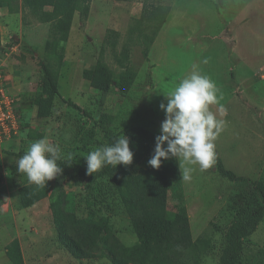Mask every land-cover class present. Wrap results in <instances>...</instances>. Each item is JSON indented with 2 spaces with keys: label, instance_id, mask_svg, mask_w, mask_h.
<instances>
[{
  "label": "rangeland",
  "instance_id": "1",
  "mask_svg": "<svg viewBox=\"0 0 264 264\" xmlns=\"http://www.w3.org/2000/svg\"><path fill=\"white\" fill-rule=\"evenodd\" d=\"M144 4L172 8L148 59L141 54L138 33L130 34L135 22L127 19L136 14L129 7ZM20 5L21 0L12 3V12L0 8V63L7 86L20 100L21 117V132L11 140L14 148L0 145V250L19 235L24 264H49L54 259L57 262L52 264H111L105 256L75 260L53 242L55 213L77 227L107 221L120 245L133 247L137 238L127 215L132 208L125 185L128 166L113 168V197L71 171L36 187L18 173L15 165L20 158L13 155L25 153L32 142L47 137L61 147L64 158L59 161L70 156L86 165L85 157L98 148L102 138L100 126L115 133L138 126L158 134L165 116L159 107L166 103L163 95L195 70L211 78L222 97L211 108L217 119L225 121L215 141L216 155L227 171L248 179L229 182L217 175L214 166L204 171L194 166L189 181L180 179L179 173L169 178L167 211L187 217L192 241L201 251L200 264H217L223 232L234 221L236 207L252 193V183L264 184V0H90V16L84 22L74 18L63 44L57 80L60 98L45 119L36 117L33 99L42 78L40 61L51 41V26L20 10ZM154 25L147 26L148 35L154 33ZM109 29L119 33L117 55L124 45L130 47L131 68L137 77L126 97L114 88L107 93L95 91L82 78V71L98 59ZM9 44L16 47L12 54ZM102 58L116 80L120 69L108 48ZM234 59H239L241 70L236 80L228 72ZM239 80L242 86L236 85ZM130 149L134 153L131 141ZM149 159L138 167L148 168ZM241 263H264V223L244 240ZM0 264L10 263L0 255Z\"/></svg>",
  "mask_w": 264,
  "mask_h": 264
},
{
  "label": "trees",
  "instance_id": "2",
  "mask_svg": "<svg viewBox=\"0 0 264 264\" xmlns=\"http://www.w3.org/2000/svg\"><path fill=\"white\" fill-rule=\"evenodd\" d=\"M15 1L17 0H0V8L7 7L12 12L11 4ZM20 8L37 16L40 22L49 23L51 26V41L47 43V52L40 61L42 78L33 99L36 117L45 119L50 115L55 99L60 98L57 80L63 59V44L69 37L74 18L77 17L79 22L88 19L90 0H21ZM169 12V7L144 4L139 17L134 21L135 26L130 29V34L138 33L144 59H148L154 37L166 23ZM151 23L155 24V31L148 35L146 30ZM118 36L117 31L106 30L99 57L91 68L82 71V78L95 91L107 93L114 88L119 96L126 97L137 76L131 68L130 47L124 45L118 55L115 53ZM105 48L111 51L120 69L116 80L113 71L103 61ZM66 103L75 107L70 101ZM99 128L102 138L98 148L114 144L123 135L128 136L135 144L134 159L127 167L129 178L125 185L127 197L132 205L127 215L137 243L130 248L120 245L111 234L107 221L99 224L87 222L77 227L64 223L56 213L54 242L75 260L105 256L111 264H200L201 251L192 241L187 217L179 213L169 214L167 211L168 180L178 176L177 160L172 158L162 161L158 170L150 166L138 167L147 157H152L157 135L138 126L119 133L103 126ZM24 154L18 152L13 156L20 158ZM57 163L65 174L71 171L84 183L87 182V185L95 183L105 195H116L112 181L113 166L107 165L93 176H89L86 175L87 166L74 157ZM214 167L217 175L229 182L248 179L227 171L217 155ZM251 185L254 186L251 188L252 193L243 196L242 204L236 207L234 221L224 229L217 264H242L244 240L251 237L258 226L264 223V184L256 182ZM5 255L10 264H23L18 241L14 240L6 246Z\"/></svg>",
  "mask_w": 264,
  "mask_h": 264
},
{
  "label": "clouds",
  "instance_id": "3",
  "mask_svg": "<svg viewBox=\"0 0 264 264\" xmlns=\"http://www.w3.org/2000/svg\"><path fill=\"white\" fill-rule=\"evenodd\" d=\"M214 81L206 75L193 71L166 95V103L159 107L165 113L160 125V134L155 137V148L148 165L158 170L162 161L176 159L180 179L189 181L194 166L201 171L212 168L216 162V144L225 121L217 119L211 108L219 105ZM219 112L223 113L221 106ZM64 158L59 145L49 142L47 137L32 142L25 154L16 162L19 174H24L29 183L43 187L63 172L58 161ZM71 159V157H67ZM134 153L130 149L129 137L123 135L114 144L104 145L87 154L86 175L93 176L105 166L125 167L133 163Z\"/></svg>",
  "mask_w": 264,
  "mask_h": 264
},
{
  "label": "built area",
  "instance_id": "4",
  "mask_svg": "<svg viewBox=\"0 0 264 264\" xmlns=\"http://www.w3.org/2000/svg\"><path fill=\"white\" fill-rule=\"evenodd\" d=\"M10 54L14 53L16 47L8 45ZM4 64L0 63V145L13 140L21 132V117L18 95L6 84V77L3 74Z\"/></svg>",
  "mask_w": 264,
  "mask_h": 264
},
{
  "label": "crops",
  "instance_id": "5",
  "mask_svg": "<svg viewBox=\"0 0 264 264\" xmlns=\"http://www.w3.org/2000/svg\"><path fill=\"white\" fill-rule=\"evenodd\" d=\"M141 9L142 8H139L138 6H134V5H132L131 7H129L128 8V10L129 11H131L132 10V12H135L136 14H133L132 13V15H130V17H128L127 19L128 20H131V21H133L134 22V20H136L138 17H139V15H140V12H141ZM90 14H91V10H90ZM90 14H89V16H90ZM171 14V16H172V8H170V12H169V15ZM169 15H168V17H167V21H168V18H169ZM167 21H166V23H167ZM165 23V24H166ZM164 24V25H165ZM163 25V26H164ZM163 28V27H162ZM161 28V29H162ZM161 29H160V31L155 35V37H154V41H153V43H152V45L156 42V40L159 38V36H161ZM114 31H116V30H114ZM118 32V31H117ZM152 45H151V47H152ZM151 47H150V49H151ZM149 52H150V50H149ZM238 61H239V59H234L233 60V63H234V65L232 66V67H230V68H228V72L230 73V77H231V79L232 80H236V79H240L241 77H240V75H241V70H240V68L238 69ZM135 82H136V79H135ZM135 82L133 83V84H135ZM236 85L237 86H242L243 85V81H241V80H239L237 83H236ZM150 104V103H149ZM162 119V118H161ZM165 119V116H163V119L162 120H164ZM153 134H155L154 132H153ZM160 134V132L158 131V134H155V135H159ZM6 145H8L9 147H12V148H14V146H13V144L11 143V141H8V142H6L5 143ZM7 146V147H8ZM2 234V233H1ZM36 234V233H35ZM4 235V234H3ZM7 236V235H6ZM55 236V235H54ZM19 235H15L11 240H9V242H11V241H13V240H17L18 241V243H19V245H20V249H21V253H22V257H23V264H24V253H23V249H22V246H21V243H20V241H19ZM9 242H7L8 244H9ZM54 242V241H53ZM6 243V244H7ZM7 244V245H8ZM1 245V244H0ZM5 245V244H4ZM6 245V246H7ZM6 246H5V248H6ZM57 246V245H56ZM5 248H3L2 250H0V255L1 256H3V257H5L6 259H7V257H6V255H5V252H6V250H5ZM36 259H38L37 257L35 258V260ZM58 259V258H57ZM8 260V259H7ZM59 260V259H58ZM56 260L54 259L52 262L50 261L49 262V264H52L53 262H55ZM60 261V260H59ZM57 262V261H56Z\"/></svg>",
  "mask_w": 264,
  "mask_h": 264
}]
</instances>
